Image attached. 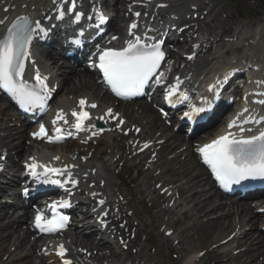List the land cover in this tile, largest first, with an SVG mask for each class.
Segmentation results:
<instances>
[{
    "label": "snow or ice",
    "instance_id": "6c2138e0",
    "mask_svg": "<svg viewBox=\"0 0 264 264\" xmlns=\"http://www.w3.org/2000/svg\"><path fill=\"white\" fill-rule=\"evenodd\" d=\"M71 7L69 11H75L76 0H69ZM166 7L167 5H159ZM97 19L100 23L106 21L107 17L100 9H94ZM58 15L62 19L65 16V11L58 10ZM83 14L77 13L75 19L79 20ZM137 17L140 13H135ZM3 21H0L2 23ZM33 24L35 27H33ZM99 26V25H98ZM137 23L133 22L129 27V35L133 37L126 41V46L121 48L108 47L99 50L98 67L103 73L104 80L111 87V90L119 97H131L141 93L149 80L154 76L156 83L163 82V73H158L162 61L165 58V53L161 49L159 43L146 45L142 42V37L135 34ZM44 32L39 21H32L27 16L19 17L15 23L7 30V34L0 39V85L12 93V95L29 111L36 107L41 109L46 108L47 93L49 91L47 76H41L39 70H36L34 85H29L23 79L25 71V61L30 57L29 47L32 43L33 36L37 34V30ZM117 37L113 36L112 40ZM74 43H80L79 40ZM182 81L177 77L176 83L169 86L166 91V98L169 103H173V97L177 94L181 100H188L187 93L180 91ZM264 103V101H260ZM79 110L73 109L71 116L75 118L74 127L81 129L85 126V122L92 119V116L87 108H96L95 103H89L86 98H81L78 101ZM163 111V109H162ZM205 111L203 107L192 106L191 110L184 113V116L192 119L196 114ZM248 111L247 108L244 109ZM166 115V113H165ZM67 114L63 109L59 110L53 123L63 121L67 124ZM111 119L117 122V127L122 125L124 121L119 118L118 113H114L111 108L107 109L104 115L97 119ZM251 119V118H249ZM239 117L232 120L228 128L231 129L237 126ZM264 120V117L261 118ZM248 122L247 120L244 121ZM259 123L260 121H256ZM93 127H95L93 125ZM62 129H55V137L49 136L44 125H40L39 131L34 132L33 136L37 138L47 137L50 143L62 140L64 137L61 134ZM98 131H103L99 129ZM139 131V129H136ZM245 129L240 128L243 133ZM98 132H93L92 135H97ZM148 147L147 144L144 145ZM203 156L204 162L208 164L215 173L216 179L225 187H229L232 183H239L241 180L261 177L264 178V131H260L258 135L237 137L235 133L228 131L218 135L210 143H205L197 149ZM31 162L26 163V168L30 174L36 178L37 182L45 184L61 185L60 179L53 177L64 176L67 174L69 178L72 176L71 169L75 165H64L63 167H55L51 162L43 163L37 160L36 157H31ZM54 160H60L59 156L53 157ZM2 167V166H0ZM73 184L75 180L71 181ZM27 189L25 193L27 194ZM95 195V193H93ZM103 204L104 201L100 200ZM68 200L54 201L48 207L52 209L51 218H46L41 211L37 212L35 217V226L41 232H58L66 227L69 217L57 211L61 206H68ZM67 249L63 244L59 245V255L63 257ZM64 264H72L70 260H65Z\"/></svg>",
    "mask_w": 264,
    "mask_h": 264
},
{
    "label": "bare ground",
    "instance_id": "6f19581e",
    "mask_svg": "<svg viewBox=\"0 0 264 264\" xmlns=\"http://www.w3.org/2000/svg\"><path fill=\"white\" fill-rule=\"evenodd\" d=\"M219 0H216L218 2ZM32 4H36L37 0L31 2ZM180 5L183 4V2L179 3ZM219 4V3H218ZM220 14V13H219ZM212 20H215L217 22L216 25V30L219 36L223 35L226 30H230V23H234L235 20L228 16V13L226 14L225 19H217L216 17L212 18ZM124 21V16L121 13V10L117 8V13L114 17V22H122ZM112 29H115V26H111ZM210 31L212 33H215V29L212 27H209ZM230 36H235V32L231 34ZM50 53H52V50H49ZM45 60L44 56L40 52V59L39 61L42 62ZM74 76H66L63 80V86L62 90H65V92L69 94H74L79 95L80 97L82 95H87L89 98L92 97H98L97 93L93 91L92 93L88 92V87H94L99 88L100 85L97 83H92L91 85L88 84L89 80H87L88 75L80 73H74ZM79 76V82L76 83L74 82V78ZM82 76H85V79L81 78ZM93 76V75H90ZM74 77V78H73ZM93 79V78H92ZM91 79V82H92ZM94 85V86H93ZM82 89H86V92L81 94L80 92ZM90 89V88H89ZM76 94V95H75ZM61 97V96H60ZM65 96H62V98ZM67 101H64L63 99H60L59 104L64 105L66 104ZM101 107H105L104 104L101 103ZM147 110V115H150L151 118L158 123L159 119H157V116L155 115V111L150 108L146 107ZM142 119V118H141ZM133 123L139 122V120H132ZM7 128V122L4 123ZM164 127V126H162ZM166 130H168V127H166ZM17 136L9 135L5 137L3 140H1L2 145L9 151V154L11 155L13 151L15 150L17 154H23L24 152H27L31 149L32 146L26 147L24 140L21 142H17L15 139ZM173 137V136H172ZM171 137V138H172ZM180 139V137H178ZM170 140V139H169ZM110 147V144L107 145ZM59 150L63 149L64 146L58 147ZM30 156V155H29ZM179 157V156H177ZM177 160V159H176ZM192 160H195L194 163H196L195 155L193 153H189V158L188 162L192 163ZM199 165L193 164V169L187 172L186 176V182L184 183V188H183V194L181 195V198L178 201H175V204L172 208L177 209L180 207L182 208V213H180V217L184 216V220L190 219L193 224L196 227H199L202 230V233L205 238H207L206 243H205V248L210 250L211 243L210 241L216 238H219V241L225 239L229 234H231L232 231L236 230L234 225V219L233 217L235 214L231 213V209H229L227 212H225V206L223 205L222 202L219 204L216 202L217 200H220L219 193L216 191L214 193L211 192L209 189H204L206 183L200 179V174L196 170L198 169ZM196 172V173H194ZM149 179L155 178V175H149ZM208 179V178H207ZM209 181V179H208ZM210 185H212L211 181L208 182ZM212 189H214V186L212 185ZM168 199L170 201L173 200V195L169 196ZM159 206V213L165 214L167 213V208H163L160 206V202L158 203ZM193 204L192 208H188V205ZM214 205V206H213ZM213 206V207H212ZM171 208V209H172ZM242 210L240 211L239 209L237 210V215H239V222L241 224V228L239 227L238 232H236V235L234 237V241L237 243V248L242 245H248V249L244 250L245 252L241 253V256H237V259H239V262H235L234 260H231L230 264H247L248 260L250 261L249 263L251 264H264V258L261 256V247L263 246V239L261 235H257L252 231L255 229L257 226V222L259 217L261 216L260 214L254 213L252 205H242L241 206ZM224 211L223 215L220 217H217L215 219H208L207 221L201 220L202 218L200 217V214H203V217H208L212 213H216L215 210ZM234 209V208H232ZM9 207L7 205H0V264H12L13 259L15 258V254L11 258H9L10 255V249L12 246H16V248L20 251H24L22 248L27 247L29 243V229H26L25 231H21V227L23 224H26L28 221V213L29 210L25 211V214L23 216H16L15 212L12 211V214H9ZM243 213H246L243 215ZM170 215L173 213L169 212ZM179 221L184 222L182 219H179ZM172 223L171 219L169 218L168 221L164 222V224H170ZM190 223V222H189ZM188 223V224H189ZM187 225L186 223H184ZM251 225V227H250ZM249 227L250 230L247 231L245 227ZM9 229L10 232L8 234L5 233V231ZM243 229V231H242ZM166 230H172V227ZM241 236V238H240ZM171 237H164V232L161 235V240L162 241H171ZM176 238L172 239V242H174ZM218 241V242H219ZM76 242L82 245L84 249H87L88 252H90L92 255L93 250L97 249V247L93 246V242L91 238L88 237H79L76 236ZM181 242V241H180ZM243 243V244H242ZM180 244V243H179ZM231 243L228 244H223V245H230ZM38 245V242L35 241L34 243L31 244V247L27 250V255L28 259L25 257H19L18 259L22 260V264H42L41 262H36L33 256L35 255L34 252V247ZM222 247V246H220ZM254 247V248H252ZM198 246H190V245H184L181 248H179V252L182 254V256H185L188 252H195L194 254L198 253L197 251ZM201 249V247H199ZM222 249H228L229 247H223ZM126 252H123L125 254ZM193 254V255H194ZM133 254L128 253L126 256L131 257ZM264 256V254H263ZM1 257H5L2 259ZM98 260H107V257L105 258V255H96L95 256ZM127 257L122 256L120 252L112 251L110 258L116 259L117 262L116 264H123ZM187 259H190V257H187ZM186 259V260H187ZM193 256L191 257V262L189 264H195V261H192ZM112 264H115L112 262ZM186 264V261L184 263Z\"/></svg>",
    "mask_w": 264,
    "mask_h": 264
},
{
    "label": "rangeland",
    "instance_id": "374dc122",
    "mask_svg": "<svg viewBox=\"0 0 264 264\" xmlns=\"http://www.w3.org/2000/svg\"><path fill=\"white\" fill-rule=\"evenodd\" d=\"M234 1L235 2H231L230 0H226V2L229 3V6L233 9V11H236V8L237 7H240L241 8L242 5H244L245 3L248 4V7H245L244 9H242L243 12L245 13V15H247V16L249 14L252 15V16H254L253 13L255 12V10L257 12H260L262 10V6L261 5L258 6L257 3L255 2V0H234ZM263 3H264V0H263ZM251 11H253V13ZM241 20L242 19H239V22ZM140 213L145 217L144 220H143V222H147L148 223V220H150V222H151V219L144 213V211L141 210ZM154 220L155 219H153V221ZM185 223L187 224L186 225V231H184L182 233V238L185 239V240H188L189 245H191V246H194V245L198 246L197 250H200L199 247H201V249L205 248L206 241L203 240V238H202V230L199 229V227H196L195 225H192L193 222L190 221V220H186ZM155 226H156V231H157V228H158L157 222L155 223ZM167 247H169V246H167ZM229 250H231V249H229ZM26 251H27V249L24 250L23 253H25ZM167 252H168V250L165 249L164 250V256L166 255ZM173 252H170L169 251V254H167V257L170 258L172 256V253ZM191 252H193V251H191ZM23 253H20V256L23 255ZM230 253H231V251H230ZM212 257H218V255H216V253L214 252V253H212ZM221 258H222V260L223 259L224 260L226 259L225 257H221ZM17 259H18V256L13 260V262H15V264L18 263V260Z\"/></svg>",
    "mask_w": 264,
    "mask_h": 264
}]
</instances>
